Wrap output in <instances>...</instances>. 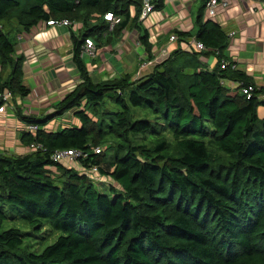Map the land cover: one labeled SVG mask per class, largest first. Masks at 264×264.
I'll return each instance as SVG.
<instances>
[{
    "label": "trees",
    "instance_id": "obj_1",
    "mask_svg": "<svg viewBox=\"0 0 264 264\" xmlns=\"http://www.w3.org/2000/svg\"><path fill=\"white\" fill-rule=\"evenodd\" d=\"M163 1L154 0L156 10ZM205 2L193 35L174 31L204 50L178 63L173 56L184 51L174 50L136 79L93 81L85 39L101 47L133 29L153 58L140 0H0V91H10L18 120L37 126L22 130L20 142L39 145L26 154L0 153V264H264V117L257 113L264 85L225 56L228 34L205 18ZM106 13L119 18L111 28ZM59 19L79 28L69 32L79 82L51 111L27 114L16 101L31 93L16 38ZM209 54L216 58L211 69L199 58ZM247 85L249 97L241 91ZM71 109L78 123L41 127ZM135 109L152 119L136 118ZM67 148L87 153L79 163L97 168L105 191L52 160ZM9 220L30 231L7 226ZM42 231L60 234L39 252L23 246L25 236Z\"/></svg>",
    "mask_w": 264,
    "mask_h": 264
},
{
    "label": "crops",
    "instance_id": "obj_2",
    "mask_svg": "<svg viewBox=\"0 0 264 264\" xmlns=\"http://www.w3.org/2000/svg\"><path fill=\"white\" fill-rule=\"evenodd\" d=\"M203 3L204 0H164L160 10L155 9L146 21H141L152 43L153 60H159L157 58L163 50L167 53L164 58L170 56L174 50H183L184 52L173 56L178 59L177 63L190 55L192 51L186 50L184 46L186 42L194 38L193 36L183 39L177 37L176 40H170L169 37L175 34V30L191 32L193 35L197 10ZM205 18L208 17L205 15ZM213 19L228 34L229 44L224 51L228 60L234 63V67L246 72L256 85H264V0H229V5L220 9ZM70 27L76 32V24L68 26L41 23L35 29L22 33V37L18 38L17 53L24 56V83L35 88L37 94L43 99L48 96L58 97V93L66 87L64 79L72 72H76L71 61ZM122 33L119 42L115 43L113 48H117V45L121 50L123 48L124 53L118 55V58L121 62L124 60L123 62L129 68L128 72L138 68V73L140 67L144 68L143 70L152 67L153 70L154 65L151 66L150 63L143 65L147 61H143L141 66L137 63L141 60L139 58L144 59L146 54L144 47L137 40V32L131 29L130 32L123 30ZM102 49H107L111 59L117 57V54L113 55L115 52L111 51L110 44L98 50ZM143 51L145 54L142 53ZM199 58L210 69L216 63V58L212 54L200 55ZM96 66L93 65V68H97ZM50 81L53 82L54 88L49 86ZM225 84L232 88L238 85L228 80ZM28 98L19 100L16 97V101L18 104L27 105ZM10 109V106L6 108L7 111ZM3 113L0 112V153L26 154L30 152L28 147L20 142V133L24 130V123L16 116H10L7 112ZM257 113L260 118H263L264 107L259 106Z\"/></svg>",
    "mask_w": 264,
    "mask_h": 264
},
{
    "label": "rangeland",
    "instance_id": "obj_3",
    "mask_svg": "<svg viewBox=\"0 0 264 264\" xmlns=\"http://www.w3.org/2000/svg\"><path fill=\"white\" fill-rule=\"evenodd\" d=\"M141 23H143V22H141ZM78 29L79 28L77 26L76 33L79 32ZM125 30H127L128 32L131 31V29H128V28ZM18 37L21 38L22 33L19 34ZM119 40H120V38L117 41L110 43L111 51L115 52L113 55L117 54V57H113L111 59V57H109V52L107 51V49L98 50L100 47H97L95 45V43H94V54L93 55H86V54L83 55L84 60L87 62V68H88L89 74H90L93 81L113 80V79H117V78H119L125 74H130L132 79H136L140 76H143V75L149 73L150 70L152 71V69H151L152 67H150L147 70H143L144 68L140 67L138 73H137L138 68H136L135 71L132 70L131 72H128L129 68H127V65H125V63L123 62L124 60H122V62H121L118 58V55H122L124 53L123 48L121 50L118 45H117V48H119V49H117L116 47L113 48V45L115 43H118ZM17 41H18V38H16V43H15L16 53H17V50L19 49V44L17 43ZM107 45L108 44H104L103 46H107ZM142 53L145 54L144 51ZM139 59H141L140 61L137 62L139 66L142 65L143 61H145V62L149 61V63L152 66V65H155L156 63H159V61L161 62L165 58L162 56V53H161L160 57L157 58V59H159L157 61L153 60V59L152 60L149 59L147 54L144 55V59L143 58H139ZM113 61H115V62H113ZM173 64L176 65L177 63H173ZM93 65H97L96 66L97 68H93ZM64 78H66V77H64ZM78 82H79V78H78V73L76 70L75 73L72 72L71 74H69V76L66 79H64V84L66 87L62 92L58 93V95H59V96L57 95L58 97L54 98L53 96H48L45 99H43L42 97L39 96V94H37L35 88H33V87L31 88L28 85L29 89H31V93L28 96L29 98H28L27 105H23L22 103H20V106L23 108L24 112L27 114L29 113V114H34V115H43L46 112L51 111L53 104H55L66 92L72 90ZM49 86L51 88L55 87L53 85V82H51V81H50ZM19 100H20V98H19ZM9 102L11 103V98H10ZM6 112L10 116H15V113L12 109H10L8 111L6 110ZM6 112H4L3 114H5ZM133 113H134V116L136 118L146 117L150 120L152 119V117L146 115L143 111H140V110L135 109ZM76 123H78V120L76 117H74L73 110L71 109V110L66 111L61 116H58V117L51 119L50 121H48L47 123H45L41 127H44L46 130H56L59 127L70 126V125H73ZM258 126H260V122L258 123ZM109 143L110 142H107V145ZM100 147L103 148V146H100ZM63 164L66 166L68 165L69 167L76 168L79 173H84L83 167L80 163H72V162L63 161ZM93 183H94L96 189L99 191H105L107 189V186H106L107 182L106 181L104 182V181L95 180V181H93ZM7 226H17L21 230L30 231V228L27 225H25L22 221H19V220H16V221L9 220V222L7 223ZM35 233L37 234L36 237H34V236H25L24 237L23 246H28L29 250H33V251H37V252L41 251L46 245L52 243L56 239L58 234H60L59 231L53 232L49 235H46L44 233V231H42L40 233H38V232H35Z\"/></svg>",
    "mask_w": 264,
    "mask_h": 264
},
{
    "label": "built area",
    "instance_id": "obj_4",
    "mask_svg": "<svg viewBox=\"0 0 264 264\" xmlns=\"http://www.w3.org/2000/svg\"><path fill=\"white\" fill-rule=\"evenodd\" d=\"M165 1H171V0H165ZM141 2V10H140V15L139 19L141 21H146L149 16L152 14V12L155 10V3L154 0H140ZM229 5V0H206L205 2V9H204V14L207 17H215L217 15V12L220 9H224ZM104 18L108 21H110V28L119 21V18L115 17L112 15V13H106L104 15ZM48 25H55V24H64V25H71L72 23L67 20V19H59V20H54V21H47ZM18 37V36H17ZM19 38V37H18ZM170 40H176L177 35L172 34L170 35ZM186 45L184 48L188 51H200L204 50L205 46L197 41L195 38H192L188 42L185 43ZM86 55H93L94 54V42L91 39H85V43L82 47V56ZM167 55L166 51H162V56L165 57ZM149 61L144 63L143 65H148ZM224 63L222 62V66ZM253 90L252 85H247V86H242L241 91L242 93L246 94L248 97L250 96L251 92ZM11 93L10 91H0V100H1V105H0V112H5L6 108L9 105V100L11 98ZM264 97V94H263ZM44 128V127H43ZM37 129L36 125L32 124H24V130L26 131H35ZM45 129V128H44ZM46 130V129H45ZM29 151H34L36 150L39 145L38 144H30L27 146ZM100 148L96 147L95 152H99ZM87 157V153L84 152L81 149L77 148H67V149H58L53 154L51 155V158L53 161L56 162H72V163H79V160L82 158ZM83 172L90 178L92 181H101V177L97 173V168L95 166H91L89 168H84L83 167Z\"/></svg>",
    "mask_w": 264,
    "mask_h": 264
}]
</instances>
